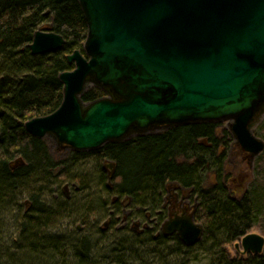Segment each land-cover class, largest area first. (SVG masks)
Here are the masks:
<instances>
[{
	"label": "trees",
	"instance_id": "1",
	"mask_svg": "<svg viewBox=\"0 0 264 264\" xmlns=\"http://www.w3.org/2000/svg\"><path fill=\"white\" fill-rule=\"evenodd\" d=\"M43 25L65 43L54 53L32 55L28 45ZM86 33L77 0H0V264H181L197 247L201 254L207 252L208 264H264V250L232 258L226 249L254 227L264 234V150L253 160L249 185L234 197L222 181L226 153L218 151L221 139L215 123L169 127L92 151L69 150L60 161L50 156L43 139L25 130L27 120L59 106L58 74L72 70L65 57L82 51ZM103 96L100 89L90 87L81 99ZM254 130L264 141V117ZM86 159L96 161L93 175L99 174L105 192L113 196L109 213L124 219L123 226L114 228L110 217V225L100 230H109L111 244L90 235L70 240L50 233L66 210L51 207L42 191L49 187L56 197L62 176L89 182L84 171L74 173ZM107 162L113 165L108 172ZM209 173L216 179L207 186ZM169 183L190 189L198 200L194 219L202 224L203 234L192 247L177 234L160 231ZM25 195L28 208L19 204ZM13 209L19 210L21 219L11 236L4 224L6 212ZM90 210L91 204L83 202L79 212ZM138 222L142 226L135 229Z\"/></svg>",
	"mask_w": 264,
	"mask_h": 264
},
{
	"label": "water",
	"instance_id": "2",
	"mask_svg": "<svg viewBox=\"0 0 264 264\" xmlns=\"http://www.w3.org/2000/svg\"><path fill=\"white\" fill-rule=\"evenodd\" d=\"M77 2L87 26L82 51L66 55L73 68L58 74L61 102L24 123L30 135L92 151L134 134L226 122L249 159L262 153L264 141L252 130L264 117V0ZM64 43L59 34L36 30L28 48L42 55ZM90 87L104 96L84 102ZM161 232L189 247L203 227L194 209L183 210ZM235 248L260 255L264 236L249 232Z\"/></svg>",
	"mask_w": 264,
	"mask_h": 264
},
{
	"label": "rangeland",
	"instance_id": "3",
	"mask_svg": "<svg viewBox=\"0 0 264 264\" xmlns=\"http://www.w3.org/2000/svg\"><path fill=\"white\" fill-rule=\"evenodd\" d=\"M41 29L43 31H47V27L45 25H43ZM215 124H217V137L221 139L218 151H225L226 153V159L224 160V168L222 173V181L234 197H239L252 180L253 160L255 159V157L249 159L247 157V154L242 151L238 145L235 144V141L228 130L226 122ZM254 129L255 127L252 130V132L255 133L253 134L261 138ZM136 135L140 134H134L133 136ZM43 141L48 146L49 154L54 160L60 161L68 156L70 149L58 146V144H56V142L50 137L44 138ZM96 167L97 163L93 159H86L85 161H83V167L81 168V170L78 168V166L75 167V174L82 173V171H84L86 177L88 178L87 181L89 182H87L86 184H84L85 181H81L84 186H81L82 184L80 183V180L78 181L76 179L74 182V180L71 179L70 176L69 178L62 176V178H60L57 182V184L60 185H58V187H55L57 188V192L55 194H58L56 197L52 195L49 187H47L46 190L44 189L42 191L44 193L46 192V196L45 198H43V200L47 199L51 207L66 210L65 216L61 218L53 228H51L50 233L55 235L53 236L54 238L61 236L72 240L73 238L90 235L89 237H92V239L95 238L100 240L101 242L106 241L107 244H111V241L109 239L111 237L109 235V230L107 232H101L100 230L110 225L108 221V218L110 217L115 220V225H113L114 228L123 226L122 223L124 219L120 218L122 217V214H119V216H117L113 214V212L109 213L111 209L110 201L112 200L113 196L105 192L104 187H102L103 184H101L102 180L100 179L99 174L95 173V175H93L92 171H94ZM111 169H113V167ZM106 170L108 172L110 171V168L108 167L106 168ZM215 179L216 177L209 173L207 174V177L205 179V184L207 186H210L213 182H215ZM107 182L109 181L107 180ZM27 199L28 196L26 195L19 198V204H23L26 208H28L30 206V203ZM176 199H178V201H176ZM83 202H89L91 204V210L89 212H79V210L82 209ZM197 203L198 200L196 199L194 194H191L190 189H182V187H179L174 183H169L167 186V192L165 194L164 205L166 206V216L164 221L169 218V210H171L172 212H179L182 208H188L187 212H190L193 209L195 211ZM132 207L133 209H136V207ZM18 212L19 210L13 209L6 212L7 214L5 213L6 222L4 226L7 230V234L10 233L11 236L15 228L14 225H18L21 219V217L18 216ZM164 221L160 223V226H162ZM81 222L84 223V228ZM133 226L134 228L136 227L135 229H140L142 224L138 222ZM97 232L101 235H99ZM250 232L259 233L264 236L263 232L257 227L252 228ZM201 238L199 239V241L201 240ZM8 239H11V237L7 236V240ZM9 241H11V244L14 245L12 240ZM236 242H232L227 246V252L232 258L245 257L246 254L243 255L235 248ZM194 256H196V258H194ZM181 264H208L207 252L201 254V249L197 247L191 253L190 259L181 262Z\"/></svg>",
	"mask_w": 264,
	"mask_h": 264
},
{
	"label": "flooded vegetation",
	"instance_id": "4",
	"mask_svg": "<svg viewBox=\"0 0 264 264\" xmlns=\"http://www.w3.org/2000/svg\"><path fill=\"white\" fill-rule=\"evenodd\" d=\"M165 129H167V128H165ZM162 130H164V129H162ZM150 133H152V132H150ZM176 201H178V199H176ZM183 210H188V208H182L181 211H179V212H175V211L172 212L171 210H169L168 211L169 218L174 217L175 215H180Z\"/></svg>",
	"mask_w": 264,
	"mask_h": 264
},
{
	"label": "bare ground",
	"instance_id": "5",
	"mask_svg": "<svg viewBox=\"0 0 264 264\" xmlns=\"http://www.w3.org/2000/svg\"><path fill=\"white\" fill-rule=\"evenodd\" d=\"M236 145H237V144H236ZM240 149H241V148H240ZM241 150H242V149H241ZM242 151H243V150H242ZM245 153H246V152H245ZM246 154H247V153H246ZM247 157H248V154H247ZM239 240H240V239H239ZM239 240H236V241L238 242ZM236 241H235V242H236ZM246 255H247V254H246Z\"/></svg>",
	"mask_w": 264,
	"mask_h": 264
}]
</instances>
